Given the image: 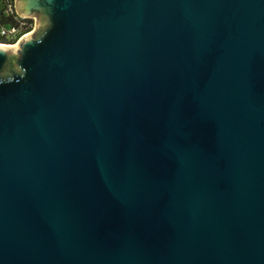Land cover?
Wrapping results in <instances>:
<instances>
[{
    "label": "water",
    "instance_id": "water-1",
    "mask_svg": "<svg viewBox=\"0 0 264 264\" xmlns=\"http://www.w3.org/2000/svg\"><path fill=\"white\" fill-rule=\"evenodd\" d=\"M14 9L0 264H264V0Z\"/></svg>",
    "mask_w": 264,
    "mask_h": 264
},
{
    "label": "built area",
    "instance_id": "built-area-1",
    "mask_svg": "<svg viewBox=\"0 0 264 264\" xmlns=\"http://www.w3.org/2000/svg\"><path fill=\"white\" fill-rule=\"evenodd\" d=\"M0 14H13L10 22L0 23V37L5 40L1 43L17 42L32 29L33 16H19L14 9V0H0Z\"/></svg>",
    "mask_w": 264,
    "mask_h": 264
},
{
    "label": "trees",
    "instance_id": "trees-1",
    "mask_svg": "<svg viewBox=\"0 0 264 264\" xmlns=\"http://www.w3.org/2000/svg\"><path fill=\"white\" fill-rule=\"evenodd\" d=\"M12 16L13 14H9L8 16H5L3 14H0V23H7V22H10L12 19ZM5 40H3L1 37H0V42H3Z\"/></svg>",
    "mask_w": 264,
    "mask_h": 264
},
{
    "label": "bare ground",
    "instance_id": "bare-ground-1",
    "mask_svg": "<svg viewBox=\"0 0 264 264\" xmlns=\"http://www.w3.org/2000/svg\"><path fill=\"white\" fill-rule=\"evenodd\" d=\"M29 34H31V33L28 32L26 35H24V37L29 36ZM14 46H16V44H10V45H3V44H0V48H4V47H14Z\"/></svg>",
    "mask_w": 264,
    "mask_h": 264
},
{
    "label": "rangeland",
    "instance_id": "rangeland-1",
    "mask_svg": "<svg viewBox=\"0 0 264 264\" xmlns=\"http://www.w3.org/2000/svg\"><path fill=\"white\" fill-rule=\"evenodd\" d=\"M33 26H32V29L30 30V33H32L34 30H35V26H36V19L33 17ZM15 42V41H14ZM11 43V44H16V42L15 43ZM1 43V42H0ZM8 44H10V43H8Z\"/></svg>",
    "mask_w": 264,
    "mask_h": 264
}]
</instances>
